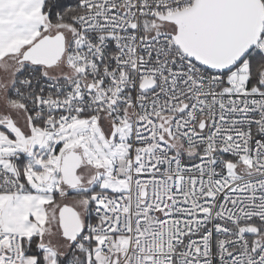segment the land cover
Returning a JSON list of instances; mask_svg holds the SVG:
<instances>
[{"label":"snow or ice","instance_id":"snow-or-ice-1","mask_svg":"<svg viewBox=\"0 0 264 264\" xmlns=\"http://www.w3.org/2000/svg\"><path fill=\"white\" fill-rule=\"evenodd\" d=\"M0 264H264V0H0Z\"/></svg>","mask_w":264,"mask_h":264}]
</instances>
